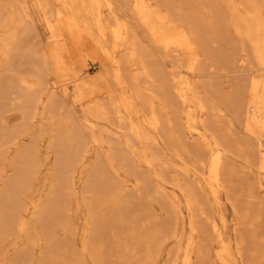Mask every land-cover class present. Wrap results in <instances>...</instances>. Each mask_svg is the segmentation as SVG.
I'll use <instances>...</instances> for the list:
<instances>
[{
	"label": "rangeland",
	"instance_id": "rangeland-1",
	"mask_svg": "<svg viewBox=\"0 0 264 264\" xmlns=\"http://www.w3.org/2000/svg\"><path fill=\"white\" fill-rule=\"evenodd\" d=\"M152 1L0 0V264H264V0Z\"/></svg>",
	"mask_w": 264,
	"mask_h": 264
},
{
	"label": "bare ground",
	"instance_id": "bare-ground-1",
	"mask_svg": "<svg viewBox=\"0 0 264 264\" xmlns=\"http://www.w3.org/2000/svg\"><path fill=\"white\" fill-rule=\"evenodd\" d=\"M152 1V0H151ZM153 2V1H152ZM128 3V2H127ZM144 3V2H143ZM142 3V4H143ZM254 4V3H253ZM161 7V6H160ZM140 8H141V6H140ZM162 8V7H161ZM150 15V14H149ZM153 15V14H152ZM157 16H158V14H156ZM172 16V15H171ZM153 17V16H152ZM155 17V16H154ZM149 18V17H148ZM151 18V17H150ZM167 18V17H166ZM151 19H153L154 20V18H151ZM160 19V18H159ZM177 19H178V17H177ZM62 20V19H61ZM147 20V19H146ZM172 20H173V18H172ZM63 21V20H62ZM164 21V20H163ZM179 21V20H178ZM177 21V22H178ZM149 22H151V21H149ZM155 22V21H154ZM176 22V21H175ZM156 23V22H155ZM63 24V23H62ZM62 24H61V26H62ZM65 24V23H64ZM158 24V23H157ZM152 25V24H151ZM65 26H67V25H65ZM69 26V25H68ZM108 26V25H107ZM149 26V25H148ZM159 26V25H158ZM113 27V26H112ZM131 27V26H130ZM63 28H64V25H63ZM71 28V27H70ZM156 28V27H155ZM154 28V29H155ZM158 28V27H157ZM67 29H69L68 27H67ZM159 29H160V27H159ZM65 30V29H64ZM162 30H163V28H162ZM75 31V30H74ZM77 31V30H76ZM75 31V32H76ZM109 31V30H108ZM69 32H71V31H69ZM112 32V31H111ZM163 32V31H162ZM167 32V31H166ZM179 32V31H178ZM64 33V32H63ZM156 33V32H155ZM159 33H161V32H159ZM178 34V33H177ZM114 35H115V33H114ZM113 35V36H114ZM161 35V34H160ZM172 35V34H171ZM179 35V34H178ZM130 36V35H129ZM155 36V35H154ZM157 37V36H156ZM155 37V38H156ZM167 37V36H166ZM176 37H177V35H176ZM113 38V37H112ZM116 38V37H115ZM133 39V38H132ZM172 39H173V37H172ZM113 40V39H112ZM162 40V39H161ZM163 40H165V39H163ZM187 40V39H186ZM66 41V40H65ZM157 41H159V40H157ZM180 41H182V43L180 42ZM256 41H257V39H256ZM260 42V41H259ZM79 43H81V42H79ZM123 43V42H122ZM162 43V42H161ZM197 43V42H196ZM63 44V43H62ZM167 44V43H166ZM179 44L181 45V46H183L184 44H185V42H184V39H182V38H180V40H179ZM260 44H261V42H260ZM140 45V44H139ZM142 45V44H141ZM192 45V44H191ZM190 45V46H191ZM262 45V44H261ZM64 46V45H63ZM112 46H114V45H112ZM119 46V45H118ZM257 47H259V49L258 50H260V48L262 47H260L259 46V44H258V46ZM264 47V46H263ZM261 48V49H264V48ZM51 48V47H50ZM56 48V47H55ZM63 48V47H62ZM118 49V48H117ZM125 49V48H124ZM161 49V48H160ZM65 51V50H64ZM262 51H264V50H261V52ZM176 52V51H175ZM261 52H260V54H261ZM52 53V52H51ZM263 54V53H262ZM55 55V54H54ZM258 55V54H257ZM59 57V56H58ZM62 57V56H61ZM199 57V56H198ZM261 57V56H260ZM151 58V57H150ZM194 58V57H193ZM54 59V58H53ZM148 61V60H147ZM190 61V60H189ZM263 63V62H262ZM264 64V63H263ZM187 83V82H186ZM177 86V85H176ZM186 87H188V86H186ZM183 87H181V89H182ZM189 88V87H188ZM194 88V87H193ZM183 90V89H182ZM178 91H180L181 92V90H178ZM185 92V91H184ZM183 91H182V93H184ZM194 93V92H193ZM185 94H186V92H185ZM12 95V94H11ZM181 95H184V94H181ZM195 96V95H194ZM193 97V96H192ZM196 97V96H195ZM183 98V97H182ZM186 98V97H185ZM251 105H252V103H251ZM122 114V113H121ZM155 122V121H154ZM139 124V123H138ZM131 129V128H130ZM260 135V134H259ZM145 136V135H144ZM143 136V137H144ZM215 137V136H214ZM216 138V137H215ZM218 141V140H217ZM214 142V141H213ZM217 143V142H216ZM218 144H220V143H218ZM11 145V144H10ZM205 146H207V145H205ZM209 146V145H208ZM208 146H207V148H208ZM210 148H211V146H209ZM218 147H220V146H218ZM222 148V147H221ZM212 149V148H211ZM208 150V149H207ZM209 151V150H208ZM215 152V151H214ZM218 152V151H217ZM220 153V152H219ZM222 153V152H221ZM262 153V152H261ZM209 154H210V152H209ZM210 156H212V155H210ZM263 157V156H262ZM208 158H210L209 157V155H208ZM212 158H213V168H212V171H211V175L210 176H213L214 177V179L216 178V177H219L218 175V172H220L219 171V169H220V165H221V157H220V155L217 153H215L214 154V156H212ZM262 160V159H261ZM261 160H260V162H261ZM212 162V161H211ZM260 165H262V164H260ZM226 165H224V167H225ZM262 169V168H261ZM223 172H224V170H223ZM223 175H224V173H223ZM209 176V177H210ZM213 179V178H212ZM224 182H223V180H222V184H223ZM223 186V185H222ZM190 205V204H189ZM191 206H192V203H191ZM190 206V207H191ZM212 221V220H211ZM193 226V225H192Z\"/></svg>",
	"mask_w": 264,
	"mask_h": 264
}]
</instances>
